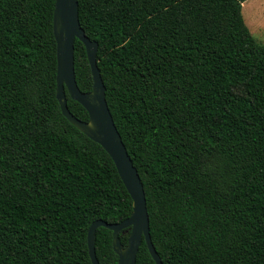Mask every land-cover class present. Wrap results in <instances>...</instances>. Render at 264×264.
Segmentation results:
<instances>
[{"label": "trees", "instance_id": "trees-1", "mask_svg": "<svg viewBox=\"0 0 264 264\" xmlns=\"http://www.w3.org/2000/svg\"><path fill=\"white\" fill-rule=\"evenodd\" d=\"M243 1L78 0L163 264H264V43ZM54 2L0 0V264H92L89 225L132 211L110 155L61 113ZM74 71L91 90L78 39ZM95 252L117 264L106 227ZM136 264H156L144 239Z\"/></svg>", "mask_w": 264, "mask_h": 264}, {"label": "water", "instance_id": "water-1", "mask_svg": "<svg viewBox=\"0 0 264 264\" xmlns=\"http://www.w3.org/2000/svg\"><path fill=\"white\" fill-rule=\"evenodd\" d=\"M242 1V0H240ZM52 29L56 41V99L61 113L78 130L99 143L112 158L118 174L132 199V211L122 221L108 223L102 219L93 221L87 230L88 255L92 264H100L95 252V234L100 226L112 231V248L117 255V264H136L141 240L156 264H163L150 236L149 217L142 181L126 150L109 111L100 70L97 66L98 42L90 39L81 27L78 17V0H55ZM78 39L85 47L92 76V88L79 89L74 71V42ZM80 103L87 111L88 120L74 116L67 105V95ZM129 227L126 245L119 233Z\"/></svg>", "mask_w": 264, "mask_h": 264}, {"label": "rangeland", "instance_id": "rangeland-1", "mask_svg": "<svg viewBox=\"0 0 264 264\" xmlns=\"http://www.w3.org/2000/svg\"><path fill=\"white\" fill-rule=\"evenodd\" d=\"M242 16L256 41L264 43V0H244Z\"/></svg>", "mask_w": 264, "mask_h": 264}]
</instances>
